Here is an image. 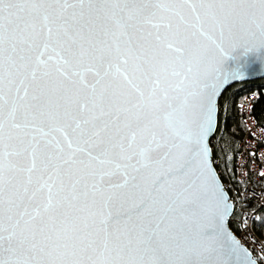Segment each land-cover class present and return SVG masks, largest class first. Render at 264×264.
I'll return each instance as SVG.
<instances>
[{
    "label": "snow or ice",
    "instance_id": "obj_1",
    "mask_svg": "<svg viewBox=\"0 0 264 264\" xmlns=\"http://www.w3.org/2000/svg\"><path fill=\"white\" fill-rule=\"evenodd\" d=\"M241 49L264 0H0V264H257L207 143Z\"/></svg>",
    "mask_w": 264,
    "mask_h": 264
},
{
    "label": "trees",
    "instance_id": "obj_2",
    "mask_svg": "<svg viewBox=\"0 0 264 264\" xmlns=\"http://www.w3.org/2000/svg\"><path fill=\"white\" fill-rule=\"evenodd\" d=\"M254 94L252 100V113L259 126L264 128V77L237 81L228 86L219 99V123L214 136L218 139L217 147L214 150V159L220 157L221 162H215L217 171L220 172L222 180L227 186L230 195H238L240 202L245 208L255 209L253 223L255 231L264 239V206L256 201L254 196L245 194L244 188L248 180L251 187L261 189L264 186V176L260 179H240L238 175V158L241 151L240 143L242 136L247 130L245 118L241 112V102L248 95ZM213 145V144H212ZM234 231L238 226L230 221Z\"/></svg>",
    "mask_w": 264,
    "mask_h": 264
},
{
    "label": "built area",
    "instance_id": "obj_3",
    "mask_svg": "<svg viewBox=\"0 0 264 264\" xmlns=\"http://www.w3.org/2000/svg\"><path fill=\"white\" fill-rule=\"evenodd\" d=\"M255 98L254 94L248 95L245 100L241 102V112L245 118L246 132L242 136L240 147L242 148L238 160V175L241 179L262 178L261 173H264V128L259 126L255 116L252 113V100ZM212 146L217 147V138H211ZM217 164L221 162L220 157L214 159ZM251 181H247L244 188L245 194L254 196L256 201L264 206V186L261 189H254L251 187ZM226 187L229 184H225ZM230 199L234 202V211L230 221L238 226L236 235H238L241 242L249 247L253 255L258 258L262 257L264 253V239L256 233L253 218L255 209L245 208L238 195H230ZM262 264V259H260ZM264 261V259H263Z\"/></svg>",
    "mask_w": 264,
    "mask_h": 264
},
{
    "label": "water",
    "instance_id": "obj_4",
    "mask_svg": "<svg viewBox=\"0 0 264 264\" xmlns=\"http://www.w3.org/2000/svg\"><path fill=\"white\" fill-rule=\"evenodd\" d=\"M239 43L244 44L247 43V41H240ZM242 58L245 61H255V63L253 64L252 69L250 70L249 73H247L242 79H226L223 83L219 84V87L217 89L218 91V95L215 97L216 100V105H215V116H214V123H213V128L212 131L209 133L208 137H207V143L210 149V154H211V159H212V167L214 168L218 180L219 182L222 184L223 189L228 197V202L229 204L232 206L231 210H230V215H229V229H230V233L235 237L236 240L239 241V244L242 248L247 249V251L249 253H251V257L252 259H255L257 261V264H261L260 261L258 260V258L256 256L253 255L252 251L249 249V247L245 244H243L241 242V240L239 239L238 235H236V232L234 231L233 227L230 224V219L233 215V211H234V202L232 201V199H230V193L227 191L225 182L222 180L220 172L217 171L216 165H215V160H214V150L212 148V143H211V138L216 134L217 132V127H218V123H219V111H220V106H219V99L222 96L221 94L226 90V88L230 85H232L233 83H236L237 81H247L248 79H257V78H261L264 77V64H262L260 62V53L257 52H250L247 55H245L243 53V50L241 49L240 53H239Z\"/></svg>",
    "mask_w": 264,
    "mask_h": 264
},
{
    "label": "rangeland",
    "instance_id": "obj_5",
    "mask_svg": "<svg viewBox=\"0 0 264 264\" xmlns=\"http://www.w3.org/2000/svg\"><path fill=\"white\" fill-rule=\"evenodd\" d=\"M262 257H264V253H262ZM260 259H261V258H260ZM260 259H259V261H261ZM260 263H261V262H260ZM262 264H264L263 259H262Z\"/></svg>",
    "mask_w": 264,
    "mask_h": 264
}]
</instances>
